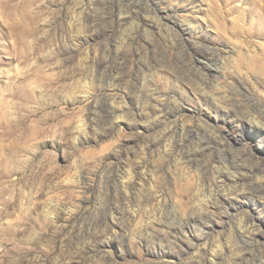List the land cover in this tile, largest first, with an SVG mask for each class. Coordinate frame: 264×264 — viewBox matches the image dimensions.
Instances as JSON below:
<instances>
[{
    "label": "rangeland",
    "instance_id": "obj_1",
    "mask_svg": "<svg viewBox=\"0 0 264 264\" xmlns=\"http://www.w3.org/2000/svg\"><path fill=\"white\" fill-rule=\"evenodd\" d=\"M0 264H264V0H0Z\"/></svg>",
    "mask_w": 264,
    "mask_h": 264
}]
</instances>
